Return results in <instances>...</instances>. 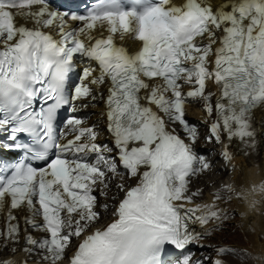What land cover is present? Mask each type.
I'll return each mask as SVG.
<instances>
[{"label":"snow or ice","instance_id":"snow-or-ice-1","mask_svg":"<svg viewBox=\"0 0 264 264\" xmlns=\"http://www.w3.org/2000/svg\"><path fill=\"white\" fill-rule=\"evenodd\" d=\"M53 27L55 36L46 31ZM105 28L106 36L94 34ZM117 33L121 40L133 34L142 41L139 54L118 46ZM78 67L82 75L73 86ZM106 81L105 99L99 88ZM206 81L220 88L215 105ZM189 98H202L209 117L215 109L206 141L224 145L225 162L232 159L234 138L249 153L257 151L252 112L264 105V0H227L216 8L211 0L182 6L161 0L143 14L117 8L69 14L48 0H0V151L21 153L15 161L0 158L3 247L11 244L16 252L23 233V251L45 253L46 264H63L73 241L70 264H162L166 246L203 247L212 235L207 226L229 217L216 203L203 210L188 206L201 195L190 189V178L212 167L208 153L195 151L198 129L185 119ZM98 99L105 100L114 147L98 143L97 126L75 115ZM65 107L61 124L58 113ZM40 162L43 167L36 166ZM126 177L139 182L126 188ZM117 179L115 187L125 195L115 219L91 230L102 218L100 209L112 207L99 203L97 188L107 199ZM14 210L27 215L18 218ZM29 227L45 236L37 238ZM215 251L223 256L234 249ZM191 260L189 253L181 264Z\"/></svg>","mask_w":264,"mask_h":264},{"label":"bare ground","instance_id":"bare-ground-1","mask_svg":"<svg viewBox=\"0 0 264 264\" xmlns=\"http://www.w3.org/2000/svg\"><path fill=\"white\" fill-rule=\"evenodd\" d=\"M211 3L213 5V7L216 8V7H219L220 5H222L224 3H227V0H211ZM17 22L21 23L22 18L17 17ZM221 33L222 32H218L217 35L220 36ZM94 34L98 35V31H94ZM218 44H219V41H218L217 45ZM217 45H215L214 47H216ZM212 59H214V57ZM97 74H98V72H97ZM108 87H109V82L106 81V83L104 85L100 86V88H99V91L103 93V96L105 99H106L107 94H108ZM93 88H95V86H93ZM207 93L213 94V105H215L216 98L220 94V88L214 81H206V94ZM195 100H197L198 102L195 104L192 103V101H195ZM82 103H88V100H84V101H82ZM93 104H95V107L92 106ZM76 114L78 117L87 118V126H93V125L97 126L98 131L101 133V135L98 137V140H97L98 143H100L101 145L103 143H107L109 146L114 147L113 141L111 138V134L108 132V129H107V123L108 122H107L106 105H105L104 99H98L97 101H93L92 103H89L87 108L82 107L81 110ZM186 115L191 119L199 121L200 123H203V124L208 123L209 131H210V124L212 122H214L215 119L217 118L215 109H214V118H210L208 116L206 109L204 108V102H203L202 98H191V102L187 106V109H186ZM252 123H253V126L255 128H257V130H258L259 145H258L257 151L254 153H249L247 145L245 144V142L240 141L239 138L233 139V142L231 144V150L233 151V154H236L239 156H245L246 159L249 161V163L253 159L264 162V105L259 110H256L255 112L252 113ZM222 138L224 139L225 144H227L226 134ZM198 142H199V147L201 148V146L204 143L201 142L200 138H199ZM215 145H216L215 146L216 148H214L216 151L215 155H217V157L219 156L220 161H221V164H219L218 168L221 169V171H222V177L228 178L230 175V169L228 168V163L222 159V150H223L224 145L219 144L217 142ZM115 154L116 153L114 152L112 155L115 156ZM117 159H118V157H117ZM120 170L123 171L122 168ZM220 179L211 176V179L209 182H212V185H211V187H209V182L206 179L201 180V178H200L199 185L192 187V189H196V187H199L202 185L204 187H207V189H209V190L206 191V193L204 194L202 199H198V197H197V198H195V201L196 202H207L209 204L216 203L219 208L224 210V213L229 217L226 220L227 221L226 223H225V221L223 223H220V224H217L216 222H212L207 226L208 230L211 231V233H212L211 238H216L217 234H218V236H221V237H219L221 240H225L227 238L230 243L229 244L222 243V246L227 247L230 244H231V246L234 245V246H232V248H235L236 250H240L241 253L243 254L247 245L245 244V235L242 231L243 225L237 223V221L239 220V213L237 211L238 203L236 201H229L227 198L221 199L219 202H217L215 200L216 192H215V190H212V186H214V185L219 186L220 185L219 184ZM116 181H117V183L121 182L119 179H117ZM138 182H139L138 177L137 178H131V179L125 178V181H124L126 188L133 187ZM116 191H119V190L115 187V184L113 181V183L110 185V190L108 192V198L105 199V197H102L99 195V189L97 188L95 194L99 195L98 196L99 203L100 204H103L105 202H107L108 204L113 203V209L111 211L108 210L106 213H104L103 209H100V211L103 213L102 218L92 226L91 230H95L96 228L103 229L104 227L107 226L108 223H110L111 221H113L115 219V216L112 215V213L115 210V206L118 205L119 201L125 195L124 192L117 193ZM198 191H200V190H198ZM112 195L116 196V199L113 200ZM188 206L193 207L192 204H190ZM16 215L18 216V218H22L23 216L27 215V211L26 210H24V211L20 210V211L16 212ZM5 223H6V218L5 219L3 218L0 221V230H2L4 228ZM225 224L227 226H225ZM223 226L230 229L229 230V232L231 233L230 235H227L228 231L226 233L221 232L223 235L219 234V232H218L219 227H223ZM193 227L196 228V230H198V231L203 230L199 225H194ZM28 231L30 233H33V235L37 236V237L42 234V232L34 231L33 229H31V227L28 229ZM223 237H225V239H223ZM211 242H214V240L207 238V237L202 241L203 245L208 246V247L210 246ZM77 243H78V241H73V246L67 250V257L68 258H66L63 261V263L70 261L71 255L74 254V252L76 250L75 246ZM232 243H234V244H232ZM1 245H3V239L2 238H0V246ZM25 246L26 245H25V242L23 240V235H22L20 244L16 245V247H17L16 252L10 251V248L12 247L11 244H9L7 247L0 248V249H2V250H0V264H3L4 261H6L10 258H14V256H15V258H18V257H16L17 255H19V256L25 255L26 253L23 252V248ZM198 246H200V245H198ZM229 248H231V247H229ZM27 255H28V253H27ZM39 257L42 258L43 255H39Z\"/></svg>","mask_w":264,"mask_h":264},{"label":"clouds","instance_id":"clouds-1","mask_svg":"<svg viewBox=\"0 0 264 264\" xmlns=\"http://www.w3.org/2000/svg\"><path fill=\"white\" fill-rule=\"evenodd\" d=\"M230 175L215 189L216 196L238 203V224L243 225L246 249L241 264H264V162L245 156L232 155L228 163ZM203 210L207 202L192 203ZM224 212V210H223ZM221 264H228L221 259Z\"/></svg>","mask_w":264,"mask_h":264},{"label":"rangeland","instance_id":"rangeland-1","mask_svg":"<svg viewBox=\"0 0 264 264\" xmlns=\"http://www.w3.org/2000/svg\"><path fill=\"white\" fill-rule=\"evenodd\" d=\"M200 129H201V132H200L201 133L200 134L201 138H200V140H201V142L204 143L203 144V147H204L203 149L204 150H206V148H210V151H206V153L209 154V155H207L206 158L208 159V162L210 163V165H212V167H210L208 170L205 171L204 175L201 177V180H205L206 179L209 182L210 179H211V176H213V177H216L218 179L221 178L219 180V184L221 185L223 182H225L227 180V178L226 177H222V171H221V169L218 168L219 164H221V161H220L219 156L217 157V155H215L216 151H215L214 148H216L215 147L216 146L215 145L216 142H215L214 139L211 142H207L206 141V136L209 134V126H208V124L207 125H201ZM206 131H207V134L205 135ZM199 181H200V179L196 182V184L194 186H198L199 185ZM114 184H117L116 180H114ZM211 185H212V182H209V187H211ZM216 186L217 185L212 186V190H215V188L219 187V186H217V187ZM199 188H203V190L200 191L201 196L198 197V199H202V197L204 196L206 191L209 190V189H207V187H204V186L201 185L199 187H196V189H194V190H197ZM116 192L117 193H121L120 191H116ZM97 196H99V195H97ZM223 199H226V198H223ZM110 205H112V207L109 208V211H111L113 209V203L110 204ZM226 222L227 221H225V223ZM225 226H227V225L225 224ZM225 226L219 227V231H218L219 234L223 235L222 233H226L228 231L227 235H230L231 234L229 232L230 229L225 227ZM211 237H212V235L210 237H207V238H210V239L214 240V242H211L209 247L208 246L207 247L206 246H203V247L198 246V247H196L194 249V251H193L194 257H201L200 261H202L203 264H214V260L216 258L224 259V260H226L228 262V264H241V261L244 259V256H243V254L241 253L240 250H236L235 248H233L234 251H232V252L225 253L223 256H217V253H216L215 249L220 247V246H222V243L229 244L230 242H229V240L227 238L225 239V237H223V239H225V240H221L219 238L221 236H218V234L216 235V238H211ZM232 244H234V243H232ZM232 246H234V245H232ZM232 246L230 244L227 247H231L232 248Z\"/></svg>","mask_w":264,"mask_h":264}]
</instances>
